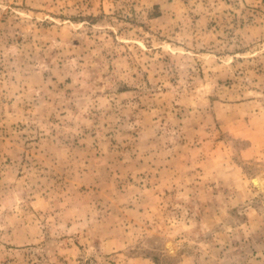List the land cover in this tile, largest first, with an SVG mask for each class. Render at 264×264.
<instances>
[{"label": "rangeland", "instance_id": "1", "mask_svg": "<svg viewBox=\"0 0 264 264\" xmlns=\"http://www.w3.org/2000/svg\"><path fill=\"white\" fill-rule=\"evenodd\" d=\"M0 264H264V0H0Z\"/></svg>", "mask_w": 264, "mask_h": 264}, {"label": "bare ground", "instance_id": "2", "mask_svg": "<svg viewBox=\"0 0 264 264\" xmlns=\"http://www.w3.org/2000/svg\"><path fill=\"white\" fill-rule=\"evenodd\" d=\"M253 182L257 183L258 180H257V179H253ZM253 182H252V183H253ZM262 185H263V183H262ZM260 186H261V185H260Z\"/></svg>", "mask_w": 264, "mask_h": 264}]
</instances>
